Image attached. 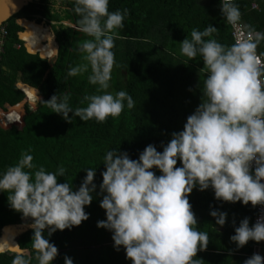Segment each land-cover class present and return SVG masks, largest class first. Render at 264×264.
<instances>
[{"label": "clouds", "instance_id": "9594fccd", "mask_svg": "<svg viewBox=\"0 0 264 264\" xmlns=\"http://www.w3.org/2000/svg\"><path fill=\"white\" fill-rule=\"evenodd\" d=\"M52 7L63 11L61 0H55ZM71 10L79 17L75 25L66 20L61 23L91 39L79 45L84 62L70 66L68 76L87 73L90 67L88 81L98 85L101 94L83 96L80 103L87 106L75 109L69 105L70 94H55L42 103L69 123V113L84 122L117 118L125 102L128 109L135 106L127 91L114 95L107 91L115 65L114 41L120 38L117 30L123 28L128 10L109 12V0H74ZM221 13L234 26L241 19L233 0H221ZM243 27L245 38L231 46L212 38L219 31L212 25L203 31L193 29L190 38L179 43L181 54L189 60L202 58L207 75L201 103L188 116L183 131L174 132L162 146V152L150 144L138 160L116 150L104 156L100 207L106 220L97 227L113 233L116 250L122 246L132 264H202L195 257L207 249L209 235L197 229L189 202L197 186L201 192L211 188L218 201L264 206V53L257 52L264 33L250 25ZM178 160L181 167H177ZM32 161V155L23 152L0 175V192L8 193L10 208L32 221L31 250L10 246L15 253L12 264H32L33 259L37 264H52L58 248L45 238V230L50 237L88 220L84 209L92 203L97 187L93 183L96 169H86L85 179L73 191L72 184L58 182L66 173L63 166L47 172ZM210 215L217 225H225L226 213L213 210ZM230 240L237 248L249 241H264V216L251 227L244 218ZM64 262L73 264L67 256ZM244 264H264V257L254 253Z\"/></svg>", "mask_w": 264, "mask_h": 264}, {"label": "trees", "instance_id": "16d2710c", "mask_svg": "<svg viewBox=\"0 0 264 264\" xmlns=\"http://www.w3.org/2000/svg\"><path fill=\"white\" fill-rule=\"evenodd\" d=\"M53 3L55 0H32L3 25L8 34L4 37L0 34L3 39L0 108L15 106L28 97L26 90L29 88L21 86L22 92L17 87L20 81L38 88L43 97L36 103V111L26 103L23 128H0V175L9 166L15 165L23 152L32 155L33 164L37 168L43 166L47 172H56L63 166L66 173L64 177H58V182L72 184L73 191H77L85 179L86 169H96L93 181L97 186L96 192L93 193L92 203L84 209L89 219L78 227L57 230L50 237L47 229L44 232L45 238L58 248V255L52 264H65V256L71 258L73 264H132L122 246L116 250L113 233L97 227L99 221L106 220L105 210L100 207L104 156L108 151L116 150L126 152L132 160H138L148 145H154L157 151L162 152V146L170 142L172 134L183 131L188 116L201 103L207 70L200 56L189 60L182 55L179 43L190 38L193 29L203 31L212 25L219 30L212 38L231 46L234 43L231 27L222 16L221 0H109V12L127 9L128 15L124 18L123 28L117 30L120 38L115 39L112 49L115 65L107 91L113 95L121 90L127 91L135 106L128 109L125 102L119 117H109L102 123L95 119L84 122L69 113L72 120L69 123L42 102L55 94H70L69 105L75 109L87 106L80 103L83 96L101 93L97 92L98 85L88 81L90 67L87 73L68 76L70 66L84 62L79 45L91 37L61 23L66 20L75 25L79 19L71 10L74 0H61L63 11L53 8ZM233 3L239 7L243 25H250L264 33V0H233ZM17 18L27 19L19 21L24 28L20 34L22 41L17 35L21 30L15 23ZM35 18L48 24L54 23L52 31L59 53L53 64L42 59L38 54L40 52L27 48L28 42L31 49L43 53L49 46L47 35L42 31L44 26L40 29L35 21H29ZM23 45L36 55L29 54ZM257 51L264 53V41ZM8 114L19 116L15 112ZM4 118H0V124ZM20 120L16 125L22 123H19ZM6 123H10V118ZM181 166L178 160L177 167ZM152 171L157 176L161 175L158 169ZM7 195L0 192V232L6 226L21 225L30 220L10 208ZM189 202L197 218V229L209 235L207 249L198 252L196 259H201L202 264H244L252 256L255 241L237 248L230 237L244 218L249 219L250 227L253 225L259 205L254 208L242 202L218 201L211 188L201 192L198 186L190 194ZM213 210L227 214L223 227L217 225L210 215ZM13 236L9 231L5 242H0V252L6 251L0 254V264H12L15 253L8 249L16 244V238L12 243ZM32 237L33 231L29 229L20 235L18 244L31 250ZM32 264L37 262L33 259Z\"/></svg>", "mask_w": 264, "mask_h": 264}, {"label": "water", "instance_id": "95a60500", "mask_svg": "<svg viewBox=\"0 0 264 264\" xmlns=\"http://www.w3.org/2000/svg\"><path fill=\"white\" fill-rule=\"evenodd\" d=\"M31 2H32V0H0V30H1V27H3V25L6 22H8L10 19L15 17L16 15H18ZM21 20H27V19H20V21ZM51 35H52L53 40L55 42L56 41L55 34L53 33ZM55 46H56V54H55V56H57L58 53H59V46L57 45L56 42H55ZM25 49L27 50V52L29 54L36 55V54L30 53L26 47H25ZM38 54L40 55V57L42 59H47L50 64L54 63V57L55 56L53 58H45L40 53H38ZM21 86H25V87L31 89L33 91V93L35 95V99H37V101L43 99V97L40 95V92H39L38 88L33 87V86L29 85V84H26V83L20 81V82L17 83V87L22 91ZM26 103H28L30 105V107H31V109L33 111L37 110L36 102H32L27 96H26L24 101H22L21 103L15 105V106L6 105L5 108H0V110H2L4 113L10 111L11 109L19 108V110L22 111V116H23L21 124H19V125H15L14 124V125H7V126L0 125V128H2L4 130H9V129H11L14 126L19 127V128H23L25 126L24 118L27 115V111L25 109ZM18 226H20V225H10V226L4 227L3 230L0 232V242L1 241L4 242V237L6 236V234L9 231H11V232L15 233V235H16V240L15 241H16V244H18V238L20 237V235H22L27 230L31 229V228H29V229L24 230V231H18L16 229ZM10 252H13V251L10 250ZM1 253H5V252H0V254Z\"/></svg>", "mask_w": 264, "mask_h": 264}, {"label": "bare ground", "instance_id": "6f19581e", "mask_svg": "<svg viewBox=\"0 0 264 264\" xmlns=\"http://www.w3.org/2000/svg\"><path fill=\"white\" fill-rule=\"evenodd\" d=\"M43 26H41L40 27V29L42 28ZM39 29V30H40ZM39 30H38V32H39ZM43 30V32H44V34L45 35H47V38H48V36L50 35L51 36V33H50V31H49V29L48 28H43L42 29ZM38 34V33H37ZM37 34H36V36H37ZM49 34V35H48ZM35 36V37H36ZM50 36H49V39H48V44H49V42L51 43V45H52V47L49 49V50H43V53L41 52V51H39V50H34V49H31L30 47H29V44L27 43V48L29 49V50H32V51H37V52H40V53H42V55L45 57V58H53V54L56 52V46H55V43H54V40H53V38H52V36H51V39H50ZM44 45V44H43ZM26 93H27V95H28V97L30 98V100L32 101V102H34L35 101V95H34V93H33V91L31 90V89H28V90H26ZM34 96V97H32L31 98V96ZM11 112H15L16 114H18L20 117H21V120H20V117L18 116V117H15V116H12V115H10V114H8V113H11ZM1 117H5L7 120H8V118H10V123H1L0 125H4V126H7V125H16V124H18L17 122L20 120V122L19 123H21L22 122V112L20 111V110H18V109H13V110H11V111H9V112H7V113H3L1 110H0V118ZM13 118V119H12ZM11 232V231H10ZM12 234H14V238H13V241H12V243L14 242V240H15V238H16V235H15V233H13L12 232ZM7 235V234H6ZM13 245V244H12ZM8 250H10V249H8ZM7 250V251H8Z\"/></svg>", "mask_w": 264, "mask_h": 264}, {"label": "built area", "instance_id": "2783aa9c", "mask_svg": "<svg viewBox=\"0 0 264 264\" xmlns=\"http://www.w3.org/2000/svg\"><path fill=\"white\" fill-rule=\"evenodd\" d=\"M229 24V23H228ZM230 25V27H231V32H232V37H233V40H234V43L238 40V39H243V38H245V36H246V33H247V30H246V28H244L243 26V23H241L240 21L237 23V25H231V24H229ZM2 35H3V37L6 35V32L3 30L2 31ZM258 52V51H257ZM259 54V53H258ZM262 60H264L263 59V57H262ZM260 216H264V206H258V208H257V214H256V216H255V218H254V224L256 223V221H257V219H258V217H260ZM261 249H263L264 250V241H262V244H261ZM260 250V249H259ZM259 255H261L262 257H264V253H261V252H259L258 253Z\"/></svg>", "mask_w": 264, "mask_h": 264}, {"label": "flooded vegetation", "instance_id": "af4514ba", "mask_svg": "<svg viewBox=\"0 0 264 264\" xmlns=\"http://www.w3.org/2000/svg\"><path fill=\"white\" fill-rule=\"evenodd\" d=\"M19 21H20V19L17 18V19L15 20V23L21 28V30L17 32V35H18L19 40L22 41V40H21V37H20V34L24 31V28L21 26V24L19 23ZM31 21H32V20H31ZM33 21H36L37 24L48 25V27L51 28V32H50V33L53 34V31H52L53 26H52V25H53L54 23L48 24L45 20H44V21H39L38 18H35ZM5 29H6L5 27H1L0 34L2 33L3 30L5 31ZM6 34H8V31L6 32ZM0 37H1V36H0ZM55 42H56V41H55ZM55 42H54V43H55ZM56 43H57V42H56ZM57 45H58V44H57ZM2 46H3V39L0 38V47H1V49H3ZM1 51H2V50H1ZM1 51H0V52H1ZM55 59H56V56L54 57V62H55Z\"/></svg>", "mask_w": 264, "mask_h": 264}, {"label": "rangeland", "instance_id": "374dc122", "mask_svg": "<svg viewBox=\"0 0 264 264\" xmlns=\"http://www.w3.org/2000/svg\"><path fill=\"white\" fill-rule=\"evenodd\" d=\"M29 21H31V20H29ZM33 21V20H32ZM36 22V21H35ZM37 23V22H36ZM37 26H44L43 28H48L49 29V31L51 32V28L50 27H48V25H43V24H39V25H37ZM43 31V30H42ZM52 34V33H51ZM49 35V34H48ZM50 36V35H49ZM49 36H48V39H49ZM52 36V35H51ZM51 36H50V39H51ZM53 38V37H52ZM28 43V42H27ZM52 47V45H51V43L49 42V46H48V49L47 50H49L50 48ZM2 49H1V47H0V51H1ZM34 102H38L37 101V99H35V101ZM7 122V119H5L4 118V121H3V123H6ZM32 223V221L31 220H25L24 221V223L23 224H21L20 226H18L16 229L18 230V231H24V230H27V229H29V228H31L29 225ZM14 237V236H13ZM5 238V237H4ZM5 242V241H4ZM3 242V243H4ZM2 245V244H1ZM6 252V251H5Z\"/></svg>", "mask_w": 264, "mask_h": 264}, {"label": "crops", "instance_id": "0c3cea01", "mask_svg": "<svg viewBox=\"0 0 264 264\" xmlns=\"http://www.w3.org/2000/svg\"><path fill=\"white\" fill-rule=\"evenodd\" d=\"M36 38V37H35ZM34 38V39H35ZM33 39V40H34ZM254 224V223H253ZM261 244H262V242H260V243H255L254 244V246H253V252H252V255L254 254V253H259V252H261V253H264V250L263 249H261ZM260 249V250H259Z\"/></svg>", "mask_w": 264, "mask_h": 264}]
</instances>
